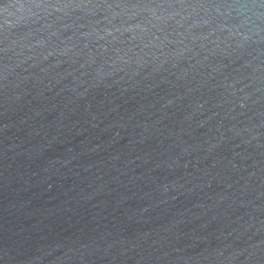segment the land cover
Segmentation results:
<instances>
[{
    "label": "water",
    "instance_id": "water-1",
    "mask_svg": "<svg viewBox=\"0 0 264 264\" xmlns=\"http://www.w3.org/2000/svg\"><path fill=\"white\" fill-rule=\"evenodd\" d=\"M0 264H264V0H0Z\"/></svg>",
    "mask_w": 264,
    "mask_h": 264
}]
</instances>
